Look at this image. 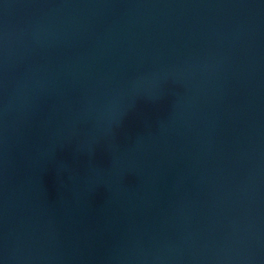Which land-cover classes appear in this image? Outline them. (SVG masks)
<instances>
[{"label": "water", "instance_id": "1", "mask_svg": "<svg viewBox=\"0 0 264 264\" xmlns=\"http://www.w3.org/2000/svg\"><path fill=\"white\" fill-rule=\"evenodd\" d=\"M0 264H264V0H0Z\"/></svg>", "mask_w": 264, "mask_h": 264}]
</instances>
